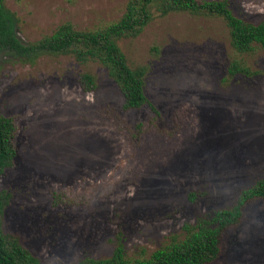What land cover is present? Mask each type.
<instances>
[{
  "label": "rangeland",
  "instance_id": "rangeland-1",
  "mask_svg": "<svg viewBox=\"0 0 264 264\" xmlns=\"http://www.w3.org/2000/svg\"><path fill=\"white\" fill-rule=\"evenodd\" d=\"M127 2L6 0L26 43L65 22L107 26ZM231 3L250 20L264 17V0ZM120 45L132 65L148 67L146 93L159 114L148 105L125 111L98 61L0 55V111L14 119L17 136L15 164L0 176V189L12 194L4 229L21 234L44 264L111 256L120 228L127 254L148 256L264 176L261 47L240 54L223 19L188 12L156 14ZM234 59L251 74L231 75ZM86 72L96 77L93 90L80 82ZM251 210L212 264H264V202Z\"/></svg>",
  "mask_w": 264,
  "mask_h": 264
},
{
  "label": "trees",
  "instance_id": "trees-1",
  "mask_svg": "<svg viewBox=\"0 0 264 264\" xmlns=\"http://www.w3.org/2000/svg\"><path fill=\"white\" fill-rule=\"evenodd\" d=\"M175 12L223 19L230 31L231 45L240 54L258 47L264 50V17L256 22L239 15L231 0H128L123 16L107 26L81 30L65 22L52 34L32 43L19 36L20 16L7 6L6 0H0V55L33 60L45 54H71L83 63L98 61L122 92L125 111L141 110L148 105L159 114L157 105L146 93L148 67L132 65L120 40L138 36L156 14L167 16ZM229 73L250 75L251 71L242 60L234 59ZM80 82L85 90L96 88V77L89 72L80 76ZM16 142L14 119L0 111V176L15 164ZM190 195L196 196L194 192ZM11 196L0 189V264H44L25 245L21 234L4 229L3 213ZM258 202H264V176L244 189L233 205L200 214L195 223H185L183 237H171L148 256L130 257L120 228L118 245L111 256H85L75 264H212L228 249L230 233L253 216L251 207Z\"/></svg>",
  "mask_w": 264,
  "mask_h": 264
}]
</instances>
